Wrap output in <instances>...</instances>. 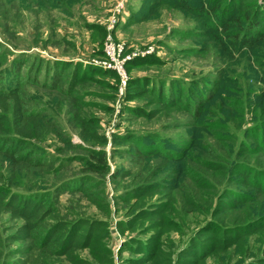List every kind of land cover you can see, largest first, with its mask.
Here are the masks:
<instances>
[{"label": "rangeland", "instance_id": "1", "mask_svg": "<svg viewBox=\"0 0 264 264\" xmlns=\"http://www.w3.org/2000/svg\"><path fill=\"white\" fill-rule=\"evenodd\" d=\"M64 1L65 6L45 10L32 0H0V82L19 89L25 115H35L44 127L42 140H30L42 152L24 159L0 151V184L12 180L17 193L42 194L69 220L109 222L113 232L106 247L112 264L141 261L139 254L122 248L141 230L122 235L116 229L117 222L126 224L135 214L131 197L152 187L155 195L148 203L157 205L165 201L161 188L172 186L175 232L165 240V249L176 252L207 221L200 212L209 199L215 203L225 190L244 189L235 173L238 163L247 161L239 147L249 143L244 135L253 124V95L262 87L259 69L248 60L242 73L234 72L230 65H238L236 59L214 42L211 23L184 11L177 0ZM57 60L95 68L82 79L72 65L54 78L52 69L46 76V63ZM111 70L119 80L102 73ZM145 80L154 82L149 90H135ZM217 80L221 89L209 104H201ZM162 91L172 99L177 92L181 103L166 104ZM246 100L245 108L240 103ZM199 107L205 111L196 119ZM5 115L7 127L14 129L12 102ZM5 136L0 132V138ZM151 136L156 143L147 147ZM259 159L264 162V155ZM205 161L230 170L207 172ZM78 175L91 179L83 180L86 192L56 189ZM186 197L196 199L197 213L187 211ZM22 225L10 213L0 214V264H70L65 256L55 257L53 248H44L43 257L36 239L17 238ZM75 255L100 264L89 250Z\"/></svg>", "mask_w": 264, "mask_h": 264}, {"label": "trees", "instance_id": "2", "mask_svg": "<svg viewBox=\"0 0 264 264\" xmlns=\"http://www.w3.org/2000/svg\"><path fill=\"white\" fill-rule=\"evenodd\" d=\"M32 1H36L38 7L45 10L50 8V5L57 7L67 4L64 0ZM150 1L153 0H147L149 4ZM195 1L196 6L187 5ZM69 3L72 2L69 1ZM175 4L186 7L184 11L190 14L195 13L201 20L207 19L211 23L208 28L214 42L222 48L226 56L236 59L238 65H230L234 72L241 69L239 73H242V65L245 66L248 60L259 69L258 74L262 87L253 95L256 98L251 103L253 124L247 128L244 135L249 143L242 141L239 147L242 158H247V161L238 163L236 167L238 171L235 173L237 184L244 189L241 188L243 191L225 190L215 203L214 197L209 199L207 208L200 212L207 221L195 230L176 252H171L165 249V240L172 232H175V224L170 220V212L175 202L172 186L161 188L165 201L157 205L148 203L155 195L153 188L144 187L131 197L136 200L133 205L135 214L126 224L123 221L116 223V229L122 235L126 232L141 230L138 237H131L122 248L141 256V261L137 264H264V169H261L264 162H261L263 159H259L261 155H264V0H177ZM187 6L190 7L187 8ZM46 64L48 65L45 67V74L49 76L50 69H52V78L59 70H65L71 65L81 79L88 69L89 72L95 68V66L88 67L79 62L75 65L74 62L59 60L49 61ZM102 73L104 76L119 80L118 75L112 70ZM3 80L0 82V110L2 112L0 132L6 136L0 138V151L19 157L23 155L24 159H28L34 153H40L44 149L30 141L32 139L42 140L44 127L35 115H25L19 89L13 88V84L7 88ZM140 82H143L142 85H139ZM140 82L136 84L135 90H141V86H146L143 87L144 90H149L148 86L154 83L151 80ZM216 82L210 91V96L203 99L201 104H209L221 89L219 80ZM19 83L17 82L16 86H19ZM130 86H132L131 82ZM150 91L153 92L152 89ZM161 94L162 98L166 99V104L173 103L175 100H177L175 104L182 101L177 92H174L175 99L167 93L165 95L164 91ZM167 100L171 102L168 103ZM10 102L13 103L14 113V129L12 130L7 127L8 118L5 115V112L9 110ZM246 102L247 100L240 105L246 108ZM229 103L232 104V102ZM200 108L193 113L196 119L204 115L205 110ZM218 114L220 115L219 111L214 115ZM228 136L233 139L234 135L231 133ZM154 138L155 136H151L148 139L147 147L156 143ZM162 153L170 155L167 151H162ZM91 156L95 160L102 161L94 153ZM253 161V164L249 163ZM95 164L98 165V163ZM204 168L210 173L219 169L230 170L217 161H205ZM94 170L99 173L98 168L94 167ZM86 178L88 179L81 175L65 178L56 186V189L68 188L70 192H86L87 187L83 184ZM13 187L15 183L12 180L8 186L0 184V214L10 213L13 218L23 222L16 235L17 238L36 239V245L44 253L43 257H45L44 248L47 250L53 248L52 252L55 257L65 256L70 264H87V261L79 259L75 253L89 250L100 264H112V257L106 247L113 232V230L111 232L109 222L80 217L69 220L67 217L60 216L51 204L52 207H49L48 199L42 194L17 193L13 191ZM195 200L193 197L185 199L187 211L190 213L198 212ZM49 219L50 223H46ZM38 230H43V233L35 236ZM143 235H148V237L142 239Z\"/></svg>", "mask_w": 264, "mask_h": 264}, {"label": "built area", "instance_id": "3", "mask_svg": "<svg viewBox=\"0 0 264 264\" xmlns=\"http://www.w3.org/2000/svg\"><path fill=\"white\" fill-rule=\"evenodd\" d=\"M124 85L126 84V82L123 83Z\"/></svg>", "mask_w": 264, "mask_h": 264}]
</instances>
